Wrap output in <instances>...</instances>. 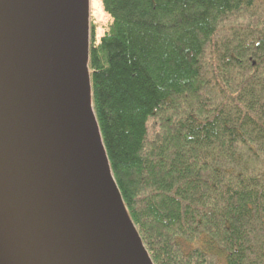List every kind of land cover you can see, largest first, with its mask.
<instances>
[{"label": "trees", "instance_id": "obj_1", "mask_svg": "<svg viewBox=\"0 0 264 264\" xmlns=\"http://www.w3.org/2000/svg\"><path fill=\"white\" fill-rule=\"evenodd\" d=\"M87 75L151 264H264V0H100Z\"/></svg>", "mask_w": 264, "mask_h": 264}, {"label": "water", "instance_id": "obj_2", "mask_svg": "<svg viewBox=\"0 0 264 264\" xmlns=\"http://www.w3.org/2000/svg\"><path fill=\"white\" fill-rule=\"evenodd\" d=\"M87 45L86 0H0V264H151L107 169Z\"/></svg>", "mask_w": 264, "mask_h": 264}, {"label": "rangeland", "instance_id": "obj_3", "mask_svg": "<svg viewBox=\"0 0 264 264\" xmlns=\"http://www.w3.org/2000/svg\"><path fill=\"white\" fill-rule=\"evenodd\" d=\"M87 10V35H88V23L94 25L95 35L98 39L108 22V15L103 11L100 0H86Z\"/></svg>", "mask_w": 264, "mask_h": 264}, {"label": "bare ground", "instance_id": "obj_4", "mask_svg": "<svg viewBox=\"0 0 264 264\" xmlns=\"http://www.w3.org/2000/svg\"><path fill=\"white\" fill-rule=\"evenodd\" d=\"M90 112H91V110H90ZM105 177L108 178V179H111L110 174L107 173V172H105Z\"/></svg>", "mask_w": 264, "mask_h": 264}]
</instances>
